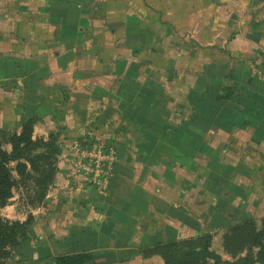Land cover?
Masks as SVG:
<instances>
[{
  "label": "crops",
  "instance_id": "crops-1",
  "mask_svg": "<svg viewBox=\"0 0 264 264\" xmlns=\"http://www.w3.org/2000/svg\"><path fill=\"white\" fill-rule=\"evenodd\" d=\"M180 114V139H148ZM27 121L33 140L116 151L104 189L64 171L50 187L51 204L66 201L50 207V233L58 208L84 209L50 236L52 256L165 264L145 250L205 233L222 246L243 219L264 220V0H0V134ZM15 206L3 216L17 219Z\"/></svg>",
  "mask_w": 264,
  "mask_h": 264
},
{
  "label": "trees",
  "instance_id": "trees-1",
  "mask_svg": "<svg viewBox=\"0 0 264 264\" xmlns=\"http://www.w3.org/2000/svg\"><path fill=\"white\" fill-rule=\"evenodd\" d=\"M32 133V122L27 121L23 123L20 134H6L3 137L2 144L10 145V152L5 151L0 144V212L12 198L14 177L9 167L11 163L16 164L18 175L24 176L28 164L41 176L44 174L41 165L43 162H48L46 154L49 152L54 154V151L55 154H59L57 136L50 135L47 140L42 138L33 140ZM58 148L61 149L60 146ZM49 172L53 174L52 171ZM25 225H27L25 222H10L2 218L0 213L2 247L18 231L21 232L20 240H23ZM211 242V235L205 233L196 238L161 244L145 252L160 255L165 264H264V220L260 229L253 220L248 219L234 225L225 233L223 247L230 256L234 257L235 260L232 262L222 260L219 255L211 251ZM87 261H92L91 255H64L59 257L55 264H86Z\"/></svg>",
  "mask_w": 264,
  "mask_h": 264
},
{
  "label": "rangeland",
  "instance_id": "rangeland-1",
  "mask_svg": "<svg viewBox=\"0 0 264 264\" xmlns=\"http://www.w3.org/2000/svg\"><path fill=\"white\" fill-rule=\"evenodd\" d=\"M107 34H108L107 38H110L109 31H107ZM123 38H125V36L121 37V39ZM98 39L99 37L93 38L91 43L93 44L96 43ZM121 43L125 44L124 41H121ZM128 44H132L131 39L128 41ZM155 45L153 47H156ZM174 57H175V54H174ZM170 118H173L171 120L172 122L169 121L168 119L169 122L166 123V126L164 127L165 131L163 133L158 132V138L155 137L156 133H152L150 131L149 133H145L148 135V139L149 137L155 138V139L170 140V141H176L180 139L181 136H183V133L182 131L176 129L175 126H178V125H175V124H178L180 122L189 121V119H191V116H188L186 114H180L178 115L177 120H175L176 117L171 116ZM166 129H170L172 131H166ZM114 134L117 135L118 133H113V135ZM5 135H6L5 133L0 134V144L3 143V137ZM50 135H53L54 137L57 136L58 139L60 138V136L56 134L55 132ZM140 135H144V134L140 133ZM68 138L70 139L73 137H68ZM132 138L133 137L130 133H125V135L119 140L120 142L116 144L119 156L128 157L134 153V149H132V147L128 143V141L132 140ZM60 141L62 142V140L58 141L59 144L61 143ZM59 144H58V147H59ZM6 147L7 146L5 144H2L3 149H6ZM58 147H57V150H59V154L57 153L55 154V151H54V154L50 152L46 154L45 157H46V160H48V162L46 163L43 162V164L41 165V171L44 173L41 176L40 174H36L28 164L26 165V169L24 170L25 171L24 176L17 174L15 163H11L9 166L10 169L12 170V175L14 177V187L12 190V198L10 199L8 204L12 203L16 205L15 210L13 211L15 212L17 219L10 220V219H7L5 216H3V214L4 215L7 214L6 210L5 211L1 210L0 212L1 217L9 220L10 222H15V221H18L20 223L25 222L27 223V225H25L24 232L22 234L25 237L23 240H20V238H22L20 237L21 232L18 231L12 236L11 239H9L3 245L4 247H2V245L0 244V264H55V262L57 261L59 257L66 255V254H61V255L54 256L53 254L52 256L50 254V243L48 239L50 238V236L51 237L54 236V233L60 234L62 235V237H64L65 232H68L72 229L70 226H66V222H65L66 217L70 218V216L72 217L74 216L75 218H78L77 221L79 222V216L80 214L83 213L84 209L82 207L83 203L77 200L76 202L78 203L77 205L78 208H75L76 210L72 211L71 215L70 213L66 215L64 212V209H61V208H58L56 211L51 210V212L55 211V213L57 212L59 213L58 217H55V218L56 220L60 222H58V225H56V227L53 228L52 233H50L48 227H46V223L49 220L50 207L53 206L51 209H55L56 203H58V205L66 204V201L64 198L60 199L59 202L57 201L52 204L50 203L52 202L51 199H46V196H47V193L50 187L52 188V186L54 187V185L58 183L57 182L58 176H61L60 174L61 171L62 173L64 171L63 169L60 170V168L58 167L59 156H62L61 160L64 159V153ZM74 156L67 155L66 158L74 160ZM49 170L52 171L53 174H50ZM64 175H66V173H64ZM64 175H62L61 177L67 178V176L64 177ZM75 181L78 182L76 179L72 177L71 179H69V183L71 185L75 184L76 183ZM81 201L85 202L84 200H81ZM88 207H90V209L92 208L91 206H88ZM38 208H41V211H42L41 214H38L36 212ZM42 209H45V210L43 211ZM33 213H35L34 216H33ZM202 218L205 219V217H202ZM245 220L247 219H243L242 221H245ZM253 221L256 227L260 229L263 220H258L256 222L253 219ZM37 222H40L39 224L42 226L39 227L40 225H37ZM79 228L80 227H78L77 229ZM40 236H43L44 239L40 240L39 239ZM211 248H212L211 251L212 250L214 252L217 251L218 253L222 255L223 258L220 256L222 260L229 261V262H232L235 260L234 257L230 256L224 250L223 244L221 246L218 240H215V241L212 240ZM53 252H55V249ZM243 255L244 254H242V256ZM86 264H93V263L92 261H87Z\"/></svg>",
  "mask_w": 264,
  "mask_h": 264
},
{
  "label": "built area",
  "instance_id": "built-area-1",
  "mask_svg": "<svg viewBox=\"0 0 264 264\" xmlns=\"http://www.w3.org/2000/svg\"><path fill=\"white\" fill-rule=\"evenodd\" d=\"M64 159L59 156L67 179L74 178L78 186H93L104 189L111 179L116 164V151L99 139L88 138L61 147ZM74 156V160L66 156Z\"/></svg>",
  "mask_w": 264,
  "mask_h": 264
}]
</instances>
